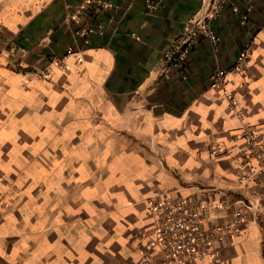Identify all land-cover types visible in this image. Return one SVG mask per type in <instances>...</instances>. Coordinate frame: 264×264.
Returning a JSON list of instances; mask_svg holds the SVG:
<instances>
[{
	"label": "crops",
	"instance_id": "0c3cea01",
	"mask_svg": "<svg viewBox=\"0 0 264 264\" xmlns=\"http://www.w3.org/2000/svg\"><path fill=\"white\" fill-rule=\"evenodd\" d=\"M82 1L0 0V264H136L156 188L226 202L222 224L255 187L228 96L264 143V0H108L77 22ZM218 3L217 46L160 74ZM244 219L215 264H264V205Z\"/></svg>",
	"mask_w": 264,
	"mask_h": 264
},
{
	"label": "built area",
	"instance_id": "2783aa9c",
	"mask_svg": "<svg viewBox=\"0 0 264 264\" xmlns=\"http://www.w3.org/2000/svg\"><path fill=\"white\" fill-rule=\"evenodd\" d=\"M108 7V0H83L75 21L82 22L83 16L95 18ZM221 10L222 5L218 3L212 13H205L195 20L194 26L185 28L174 45L163 53L161 70L175 67L184 72L191 46L199 37H206L214 47L217 46L218 37L209 29L207 20ZM247 58L246 52L239 55L232 70L241 71ZM226 72L224 69L213 71L211 86L224 89ZM228 99L230 111L240 121L235 139L240 141L241 154L250 162L246 178L255 184L251 196L234 201L232 219L218 224L217 213L229 206L226 202H217L196 193L183 194L167 187L156 188L145 200L146 214L152 218L150 226L138 234L145 250L136 264H151L155 255L162 257L157 264H195L199 261L215 264L219 261L222 245L239 235L245 222L244 212L264 205V143L255 125L247 122L243 113L235 109L233 98L228 96Z\"/></svg>",
	"mask_w": 264,
	"mask_h": 264
}]
</instances>
